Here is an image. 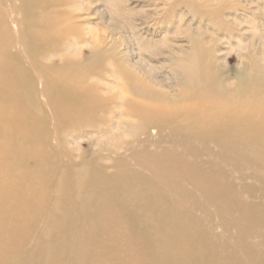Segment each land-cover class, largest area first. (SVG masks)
Segmentation results:
<instances>
[{
    "label": "bare ground",
    "instance_id": "6f19581e",
    "mask_svg": "<svg viewBox=\"0 0 264 264\" xmlns=\"http://www.w3.org/2000/svg\"><path fill=\"white\" fill-rule=\"evenodd\" d=\"M14 1L0 0V145L3 160L16 163L20 176L35 187L23 212L30 226L42 220L30 264H97L90 251L96 234L110 222L129 230L141 227L142 237L129 251L143 255L148 264H264V75L257 72L226 85L214 65H186L177 78L188 89L164 93L124 66L122 79L137 100L128 102L121 91L103 96L104 84L88 74L101 67L92 71L86 62L44 66L33 50L30 40L50 39L53 27L42 22L51 21L58 3L19 0L22 7L17 8ZM48 6L50 13L33 12V7ZM21 15L22 26L34 25L38 17L45 30L34 26L23 37L13 27ZM20 46L28 66L20 62ZM110 76L115 78L113 72ZM39 96L45 101L40 103ZM10 97L20 115L16 124L4 119ZM106 101L126 107L136 121L117 123L132 138L126 143L127 157L115 158L112 175L96 164L92 169L65 165L55 199L41 208L48 205L42 185L52 171L47 162L59 156L55 149L43 150L47 116L60 126L77 123L93 112L110 113ZM149 131L156 132L155 138L139 139ZM16 133L23 141L20 147ZM244 167L258 186L239 185L234 176H242ZM0 257L5 260L3 253ZM10 264L26 262L14 256Z\"/></svg>",
    "mask_w": 264,
    "mask_h": 264
},
{
    "label": "rangeland",
    "instance_id": "374dc122",
    "mask_svg": "<svg viewBox=\"0 0 264 264\" xmlns=\"http://www.w3.org/2000/svg\"><path fill=\"white\" fill-rule=\"evenodd\" d=\"M52 1L58 3L56 12L50 15V22H42L53 27L51 37L30 40L33 50L44 66H73L86 62L93 65L92 71L101 67V71L88 74L93 81L104 84L103 96L108 91H114L113 94L121 91L128 102L137 100L122 79L124 66L128 71L135 70L146 85L164 93L188 89V84L177 78L186 65L200 69L214 65L218 79L226 85L246 80L257 72L264 75V0ZM12 3L17 8L22 7L19 0ZM42 8L33 7L34 14L49 12V6ZM37 19L34 25L22 26L21 15L13 27L23 37H28L34 26H37L34 29L45 30ZM18 49L20 62L28 66L30 61L27 63L23 59L26 51H22L21 46ZM128 64H134V68ZM112 72L115 78L110 76ZM36 83L40 84L41 80L37 78ZM14 101L15 98L10 97L4 119L16 124L20 115L12 108ZM38 101L41 103L45 99L39 96ZM109 102L105 105L110 113L93 112L77 123L60 126L47 116L46 143L41 149H55L60 157L53 156L47 162L52 171L42 185L47 190L45 201L48 200V205L41 208L46 209L55 199L54 190L66 177L65 165L70 163V168L92 169V164H96L98 170L102 168L107 175H112L117 171L115 158L127 157L130 150L126 143L132 138L126 129L117 127V123L136 121L129 116L126 107H115ZM15 135L17 147L22 146L20 134ZM155 136L156 132L149 131L139 139ZM2 154L0 145V194L4 197L3 203L0 202V253L5 255V260L0 257V264H10L14 256L30 264L33 260L28 255L37 254L42 220L30 226L23 212L29 209L35 187L20 176L18 165L6 163ZM241 175L234 176L239 185H259L248 168L244 167ZM110 201L115 203L117 198L111 197ZM197 212L196 215L201 214ZM16 220L20 221L18 225ZM212 222L215 232L221 233L217 220L214 218ZM142 234L139 226L129 230L110 222L96 234L90 254L97 264H148L143 255H131L129 251L130 245ZM110 249L114 254L108 255ZM35 264H41V260Z\"/></svg>",
    "mask_w": 264,
    "mask_h": 264
}]
</instances>
